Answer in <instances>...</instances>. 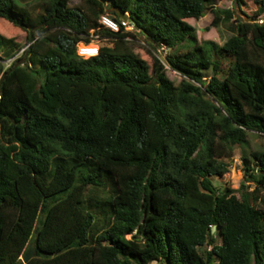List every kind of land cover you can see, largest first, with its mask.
Instances as JSON below:
<instances>
[{
  "label": "trees",
  "instance_id": "16d2710c",
  "mask_svg": "<svg viewBox=\"0 0 264 264\" xmlns=\"http://www.w3.org/2000/svg\"><path fill=\"white\" fill-rule=\"evenodd\" d=\"M71 1L0 0L27 34L0 31V264L31 244L29 264H264V152L242 155L254 191L213 181L249 133L264 136V0L236 24L214 0ZM115 8L146 46L173 51L166 64L128 46ZM208 12L231 25L222 46L187 22ZM93 41L112 46L81 58Z\"/></svg>",
  "mask_w": 264,
  "mask_h": 264
},
{
  "label": "rangeland",
  "instance_id": "374dc122",
  "mask_svg": "<svg viewBox=\"0 0 264 264\" xmlns=\"http://www.w3.org/2000/svg\"><path fill=\"white\" fill-rule=\"evenodd\" d=\"M22 4L29 3L34 4L37 0H19ZM81 4V0H72L71 5H79ZM213 9H221V10H233L235 12V18L233 22L236 24L235 20L242 19L245 22L253 23L255 22V15L258 10V6L254 0H247V5L242 6L241 8L237 6L235 0H214ZM112 11V10H111ZM111 18V16H110ZM213 15L212 12H208L205 17L200 20H188L187 22L193 26L197 33L199 42L204 41H212L217 43L218 45H224L232 36L233 32L231 31V25L228 23H223L218 28L212 26ZM0 31L8 34L9 36L15 37L16 40L22 44H24L27 40V34L22 30L14 28L12 25H9L5 20L0 19ZM127 31L136 34V37L128 39V46L141 58L146 60L150 66L153 68L154 66V58L159 59L163 64H166V59L168 56L173 54V51L161 48V49H151L149 46H146L144 43V39L138 34L136 30L128 29ZM96 44L100 46H112L108 42L96 41ZM224 70L228 69V63H223ZM167 76L173 81L175 84H180L181 76L175 72H172L168 67ZM213 75V71H205L206 80H209ZM248 144L245 147H237L234 153V157L231 160H224L229 164V173H227L224 177L213 178L214 184L219 189H229L235 191L236 194H239V190L243 187L246 192H252L255 190L256 186L252 183L246 182V172L244 169V164L242 160V155L249 154L250 151H261L264 152V136H260L255 133H249L247 137ZM261 195L264 197V189L260 191ZM158 264V263H154Z\"/></svg>",
  "mask_w": 264,
  "mask_h": 264
},
{
  "label": "built area",
  "instance_id": "2783aa9c",
  "mask_svg": "<svg viewBox=\"0 0 264 264\" xmlns=\"http://www.w3.org/2000/svg\"><path fill=\"white\" fill-rule=\"evenodd\" d=\"M100 24L103 28L109 29L110 31L113 32L120 31V26L112 18L108 16H103L100 20ZM122 26L125 27L126 30L130 28L133 29V27L129 25L128 21L122 20ZM100 48L101 46L96 44V41H93L90 44L80 43L78 45V55L84 59L97 57L100 54Z\"/></svg>",
  "mask_w": 264,
  "mask_h": 264
},
{
  "label": "water",
  "instance_id": "95a60500",
  "mask_svg": "<svg viewBox=\"0 0 264 264\" xmlns=\"http://www.w3.org/2000/svg\"><path fill=\"white\" fill-rule=\"evenodd\" d=\"M112 11H116L118 13V16L122 20H124V21H128L129 20V15L125 14L120 8L112 9ZM216 230H217L216 227H214L213 228V233H215ZM36 253H37L36 245L35 244H31L30 247H29V251L23 257L21 264H29L36 257Z\"/></svg>",
  "mask_w": 264,
  "mask_h": 264
}]
</instances>
